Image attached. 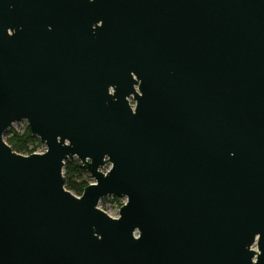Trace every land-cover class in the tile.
I'll return each mask as SVG.
<instances>
[{
	"label": "water",
	"instance_id": "1",
	"mask_svg": "<svg viewBox=\"0 0 264 264\" xmlns=\"http://www.w3.org/2000/svg\"><path fill=\"white\" fill-rule=\"evenodd\" d=\"M0 264H264V0H0Z\"/></svg>",
	"mask_w": 264,
	"mask_h": 264
},
{
	"label": "trees",
	"instance_id": "2",
	"mask_svg": "<svg viewBox=\"0 0 264 264\" xmlns=\"http://www.w3.org/2000/svg\"><path fill=\"white\" fill-rule=\"evenodd\" d=\"M3 137L14 151L21 154L34 152L36 146L29 147V145L40 142L36 136L31 134L28 126L22 132H18L10 127L4 132ZM83 171V168L80 167V162L77 160H65L63 166V174L66 179L65 187L74 194H81L83 188L89 184L87 179L81 176Z\"/></svg>",
	"mask_w": 264,
	"mask_h": 264
},
{
	"label": "rangeland",
	"instance_id": "3",
	"mask_svg": "<svg viewBox=\"0 0 264 264\" xmlns=\"http://www.w3.org/2000/svg\"><path fill=\"white\" fill-rule=\"evenodd\" d=\"M130 104L133 105L134 104V100L131 98ZM27 121L25 119H21L18 121H14L11 124V128L15 129L18 132H22L25 127H27ZM9 127V128H10ZM36 146L34 152H43L46 149V146L44 144V142L40 141L37 144H30L29 147L31 146ZM70 159H75L79 162V160L76 157L70 158ZM110 164L107 163L105 164L103 167H101L100 169L102 171H106L109 168ZM84 171L81 173V176L83 178H86L88 183H91L94 181V179L90 176V174L83 169ZM74 194V193H73ZM76 196H79L80 194H74ZM126 201V197L122 196V197H118V196H114V195H106L104 197H101L97 207L103 211H105L108 215L112 216V217H117L118 213H119V208L125 203ZM253 249H256L255 244L252 245Z\"/></svg>",
	"mask_w": 264,
	"mask_h": 264
},
{
	"label": "flooded vegetation",
	"instance_id": "4",
	"mask_svg": "<svg viewBox=\"0 0 264 264\" xmlns=\"http://www.w3.org/2000/svg\"><path fill=\"white\" fill-rule=\"evenodd\" d=\"M131 101V98H130V100H129V102Z\"/></svg>",
	"mask_w": 264,
	"mask_h": 264
}]
</instances>
